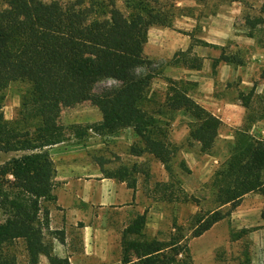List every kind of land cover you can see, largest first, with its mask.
<instances>
[{
  "label": "trees",
  "instance_id": "obj_1",
  "mask_svg": "<svg viewBox=\"0 0 264 264\" xmlns=\"http://www.w3.org/2000/svg\"><path fill=\"white\" fill-rule=\"evenodd\" d=\"M159 1L122 0L123 8H118L113 0H78L74 9L63 8L55 0H0V151L14 153L0 164V264H37L40 255L49 264H70L67 258L52 254L46 237L48 210L43 205L54 198L55 165L49 148L65 142L57 123L61 104L89 100L101 113L98 122L72 126L77 141L88 131L109 136L131 128L139 142L130 145V152L152 156L168 174V181L154 185L158 200H186L173 178L175 147L166 126L176 112L187 113L189 139L208 152L222 121L171 78H166L159 102L151 92L157 72L143 53L146 31L173 22L169 8L174 4L166 8ZM260 13L264 15V0ZM191 48L176 51L167 62L199 69L201 58L191 55ZM219 61L233 62L224 53L214 59L213 66ZM260 77L264 78V67ZM104 81L109 83L95 91ZM14 82H25L29 88L20 99L17 115L6 120L1 111L3 92ZM251 93H238L245 117L234 131L228 157L211 179L216 207L206 212L194 236L228 216L245 194L259 193L264 199V139L249 132L260 118L250 114ZM151 103L154 106L149 108ZM181 168L187 170L183 163ZM227 204L229 208L222 211ZM261 219L264 224V208ZM145 220V212L137 214L125 228L122 246L127 255L136 249L138 257L131 262L127 257L123 264H185L188 250L177 246L182 237L166 242L148 239L142 231ZM183 253V259L177 258Z\"/></svg>",
  "mask_w": 264,
  "mask_h": 264
},
{
  "label": "rangeland",
  "instance_id": "obj_2",
  "mask_svg": "<svg viewBox=\"0 0 264 264\" xmlns=\"http://www.w3.org/2000/svg\"><path fill=\"white\" fill-rule=\"evenodd\" d=\"M55 1L63 8L73 7L75 9L78 0ZM86 1L89 3V0ZM113 2L118 8H123L122 0H113ZM262 2L263 0H160L159 5H164L166 8L174 4L169 8L173 14L172 25L149 27L146 31V41L143 44V53L152 60L151 67L157 72L150 88L158 102L167 86L164 76H175L171 79L180 82L188 93H195L199 88L197 81L182 77L184 75L180 77L179 70L169 68L166 64L168 61L166 54L170 51L171 42L175 41L174 37L182 38L189 35L193 38L221 39V36L228 35L229 32L231 38L225 43L223 52L233 60L232 64L238 63L242 66L245 60L260 58L257 50L253 54L251 46L264 49V15L260 13ZM163 37H165L168 50H165L160 57H156L154 55L155 40ZM199 52L201 51H197ZM250 52L253 55H250ZM263 67L264 63L260 67L259 65L251 66L252 72L256 74L250 75L247 80L249 84L242 88L238 87V82L235 80L237 77L226 81L231 87L227 91L220 89L223 86L217 82L214 84L216 92L219 94L218 91L221 93L223 91L224 101L229 104L236 100L235 90H240L244 94L252 92L250 114L260 118L252 123L249 132L262 139H264V78L260 77V73ZM246 70L243 68V71ZM108 83L109 81L98 83L94 90ZM28 88L25 82H14L3 92L1 111L6 120H11L17 115L20 99ZM261 88H263L262 91H260ZM156 104L158 106L157 100ZM152 106L154 103H151L149 108ZM221 106L217 107V114L220 113ZM95 112H98V109L89 100L61 104L57 112V120H60L58 124L63 128L65 142H75L72 126L93 123V121L81 122L79 118L92 116ZM220 114L223 115V113ZM190 120L191 117L187 113L180 111L174 114L173 122L166 126L169 140L175 147L171 160L173 178L178 180L183 188L187 195L186 200L171 202L158 200L154 184L169 180L163 165L146 154L142 155L141 162L137 164L139 174L136 176L141 177L143 201L151 199L152 202L157 203L150 215L146 211V214L150 216V225L146 227L147 235L157 237L164 242L169 241L171 237H182L177 246L182 245L188 250L189 258L184 259L185 264L188 261L191 264H264V224L261 219L264 199L259 193L245 194L239 205L223 220L213 224L201 235H193V231L203 220L206 212L216 207L213 201L214 189L211 186V179L214 172L228 157L233 144L234 131L242 124L237 127L221 125L214 147L204 152L198 143L188 137L187 124ZM125 131L129 135L131 145L139 142L131 128L123 129L120 131L122 135L119 134L126 136ZM114 138L109 140L107 136H102V141H95L94 144L98 147L94 150H98L102 155L109 152L110 160L117 162L118 157L124 156L121 154L129 153L130 145H124V141L119 140V135L115 140ZM13 155V152L0 151V164ZM181 163L188 171L181 168ZM229 206L230 204H227L222 211H226ZM2 219L3 214L0 211V222ZM184 255L185 253L179 254L177 258L183 259ZM132 256L137 258L138 254L134 253ZM132 256L127 255L128 259H132Z\"/></svg>",
  "mask_w": 264,
  "mask_h": 264
},
{
  "label": "crops",
  "instance_id": "obj_3",
  "mask_svg": "<svg viewBox=\"0 0 264 264\" xmlns=\"http://www.w3.org/2000/svg\"><path fill=\"white\" fill-rule=\"evenodd\" d=\"M221 37V39L193 38L189 35L182 38L174 37L175 41L171 42L170 51L166 54L168 60L176 51H184L192 45L191 53L196 52V56L201 58V66L199 69H194L182 64L168 62L166 64L169 68L179 70L180 77L184 75L182 77L197 81L199 84L197 91L188 93L197 103L217 116L222 121V125L237 127L242 124L245 111L238 98V93L241 91L235 90L236 100L230 104L225 103V94L223 91L222 93L218 91V94L214 84L217 82L223 86L220 89L226 91L230 87L226 82L228 79L231 81L237 77L235 80L239 88L249 84L247 80L250 75L256 74L252 72L251 66L260 67L264 63V49L251 46L253 54L257 50L260 58L245 60L242 66L238 63L227 64L224 61H219L213 66L214 59L224 53L223 47L231 35L228 32V35ZM198 39L217 47L200 45L196 41ZM154 46L156 57H160L165 50H168L165 37L155 40ZM199 50L201 52L197 53ZM253 54L250 52V55ZM243 68L247 70L243 71ZM169 76H164V79L175 78ZM222 82L223 84H220ZM262 90L263 88L260 91ZM218 106H221L222 116L216 113ZM101 118V113L98 111L89 117L81 116L79 121L98 122ZM172 120L170 122H173ZM59 121L57 120V123ZM119 133L107 137L113 140V137L119 135V140L124 141V145H131L128 133L125 131L126 136H121L122 134ZM101 137L89 131L81 140L63 142L49 148L50 158L55 165V175L52 189L54 198L43 203L48 210L46 237L51 240L52 254L67 258L70 264H123L127 258L121 242L125 228L137 214L147 211L150 215L157 204L151 199L149 201L142 199L141 177H137L136 174H139L137 164L141 162L143 156L134 155L129 151L127 154L126 152L121 154L124 156L118 157L117 162L111 161L109 152L102 155L98 150H94L98 147L94 144L95 141H102ZM120 171H123L122 176ZM149 215L146 214L142 231L146 238L157 239L146 233V227L150 225ZM134 253L138 254V251L134 249L128 253V256ZM131 258L127 259L130 262L135 259L134 256ZM37 264H49L47 257L40 255Z\"/></svg>",
  "mask_w": 264,
  "mask_h": 264
}]
</instances>
